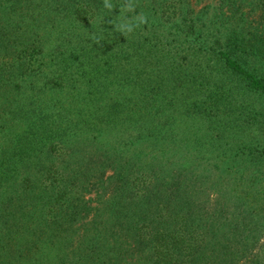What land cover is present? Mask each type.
<instances>
[{
    "label": "trees",
    "instance_id": "trees-1",
    "mask_svg": "<svg viewBox=\"0 0 264 264\" xmlns=\"http://www.w3.org/2000/svg\"><path fill=\"white\" fill-rule=\"evenodd\" d=\"M153 2L0 0V264H264V0Z\"/></svg>",
    "mask_w": 264,
    "mask_h": 264
},
{
    "label": "rangeland",
    "instance_id": "rangeland-1",
    "mask_svg": "<svg viewBox=\"0 0 264 264\" xmlns=\"http://www.w3.org/2000/svg\"><path fill=\"white\" fill-rule=\"evenodd\" d=\"M177 1H179V0H177ZM182 1H183L182 5H183V7H185V11H187V13H188L187 15L191 18H192V16H195V18H196L197 15L199 14V12H202L203 8H205L204 10H206L205 17H207V18H212L216 13L218 14L221 11L229 10L228 7H225L223 10L219 9L221 4H223L224 0H186V1L182 0ZM253 1H255V0H244L243 4L240 5L239 11L237 12L236 16L235 17L232 16L230 19L227 20L228 21L227 22L228 28L231 26L232 27L238 26L237 30H240L241 26L244 25L242 17H246L248 23H253V24L257 25V22L260 19V15L262 13V9L258 6H256L257 7L256 9H253L252 4H255V3H253ZM145 3H147L146 5L149 4L148 5L149 10L152 11L155 15H159V13L162 14L161 13L162 11L158 12V10L160 9L159 3L153 2V0H145ZM160 3H161V1H160ZM169 8L170 7L166 8V11H167L166 15L162 14L164 22L166 24H170V23H172V21H175V20L177 21L182 16L181 12L179 14H177V12L173 11L172 8H170V11H169L168 10ZM171 10L173 11L172 13H171ZM230 14L233 15V13L231 11H230ZM170 17H171V19L168 20L167 18H170ZM258 29L259 30H257V28H256V30H255L254 28H252V32H254V33L256 32V34H258L257 36H260L262 31L264 32V25L261 24V27ZM255 38H256V36H253V39H255ZM260 245L264 246V230L262 231V237L260 239L259 246H257V250H258V247H260ZM263 251H264V248H263Z\"/></svg>",
    "mask_w": 264,
    "mask_h": 264
},
{
    "label": "clouds",
    "instance_id": "clouds-1",
    "mask_svg": "<svg viewBox=\"0 0 264 264\" xmlns=\"http://www.w3.org/2000/svg\"><path fill=\"white\" fill-rule=\"evenodd\" d=\"M143 22H146V21H143Z\"/></svg>",
    "mask_w": 264,
    "mask_h": 264
}]
</instances>
